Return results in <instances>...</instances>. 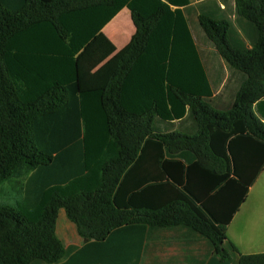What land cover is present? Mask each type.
Instances as JSON below:
<instances>
[{"label": "trees", "instance_id": "obj_1", "mask_svg": "<svg viewBox=\"0 0 264 264\" xmlns=\"http://www.w3.org/2000/svg\"><path fill=\"white\" fill-rule=\"evenodd\" d=\"M189 3L0 0V264H138L144 230L175 227L230 261L226 227L264 165L253 113L264 0H234V23L200 8L199 27L244 78L224 111L182 77L201 75L180 9ZM124 7L135 33L116 52L101 29ZM186 107L194 134L153 130ZM61 210L77 249L56 235ZM238 264H264V253Z\"/></svg>", "mask_w": 264, "mask_h": 264}, {"label": "crops", "instance_id": "obj_2", "mask_svg": "<svg viewBox=\"0 0 264 264\" xmlns=\"http://www.w3.org/2000/svg\"><path fill=\"white\" fill-rule=\"evenodd\" d=\"M201 7H209L217 14L224 13L234 23V0H190L187 6L180 8L201 71L198 76L182 77L184 81L200 82L202 88L197 94L201 100L215 110L224 111L230 107L244 78L229 70L199 27ZM101 32L114 45L116 52L121 50L135 33L129 10L122 8ZM253 113L264 122V99L253 106ZM153 130L161 134L177 132L192 135L196 127L186 107L181 117L169 120L156 118ZM141 240L138 264H238L241 254L264 253V165L226 227L223 247L230 255L228 263H222L210 251L205 240L181 227L146 228Z\"/></svg>", "mask_w": 264, "mask_h": 264}, {"label": "rangeland", "instance_id": "obj_3", "mask_svg": "<svg viewBox=\"0 0 264 264\" xmlns=\"http://www.w3.org/2000/svg\"><path fill=\"white\" fill-rule=\"evenodd\" d=\"M11 187L12 186L8 187V194L12 199L11 201H13V199L19 198L18 192L20 186H14L12 188ZM1 202H3V199L0 195V203ZM56 235L61 240L67 250H74L81 246V240L76 233L74 225L67 220L62 210L59 211L57 216Z\"/></svg>", "mask_w": 264, "mask_h": 264}]
</instances>
